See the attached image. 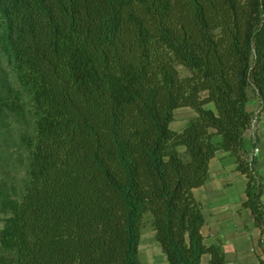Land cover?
<instances>
[{
  "label": "trees",
  "instance_id": "1",
  "mask_svg": "<svg viewBox=\"0 0 264 264\" xmlns=\"http://www.w3.org/2000/svg\"><path fill=\"white\" fill-rule=\"evenodd\" d=\"M254 97L264 0H0V118L33 127L23 188L0 181V264H143L147 214L169 264H224L194 195L220 152L247 177L264 264ZM181 107L195 115L177 131Z\"/></svg>",
  "mask_w": 264,
  "mask_h": 264
},
{
  "label": "crops",
  "instance_id": "2",
  "mask_svg": "<svg viewBox=\"0 0 264 264\" xmlns=\"http://www.w3.org/2000/svg\"><path fill=\"white\" fill-rule=\"evenodd\" d=\"M208 107L214 108V104L209 103ZM257 107L256 98H252L247 104L251 111L256 112ZM186 108L191 109L190 118L193 117L195 112L192 108L181 107ZM252 135L249 129L245 134L244 146L250 154H255L256 147L259 148L261 145L264 147V118L261 119L259 130L263 143L256 146ZM256 154L257 157L259 155L264 158L263 150ZM235 165V157L230 152L218 153L210 162L209 181L194 188L196 199L204 206L205 224L202 227L204 242L207 245L222 244L226 258L224 264H258V254L261 253L258 245L259 229L255 226L252 211L243 206L247 198V177L234 170ZM259 170L263 171L260 168ZM209 261L210 255L204 254L201 264H210Z\"/></svg>",
  "mask_w": 264,
  "mask_h": 264
},
{
  "label": "rangeland",
  "instance_id": "3",
  "mask_svg": "<svg viewBox=\"0 0 264 264\" xmlns=\"http://www.w3.org/2000/svg\"><path fill=\"white\" fill-rule=\"evenodd\" d=\"M183 73L186 70L180 67ZM255 98V97H254ZM258 101L257 117L254 122L252 131V140L254 144L263 143L260 140L259 130L261 119L264 118V106ZM191 109L175 110L174 120L171 124L174 130H180L185 121L191 116ZM32 119L28 113L25 117H17L16 115H8L7 120L0 118V181L6 180L9 183L8 193L16 197L19 191L23 188L27 177V169L29 163V149L24 142V135L32 130ZM261 143V144H262ZM264 144V143H263ZM264 151V147H256L255 152ZM250 154L257 160V168L263 171L260 174L264 177V158ZM261 157V158H260ZM263 173V174H262ZM5 214L0 213V228L4 225ZM140 255L143 264H169L163 250L156 239L155 228L152 224V215L147 214L144 218V226L142 229Z\"/></svg>",
  "mask_w": 264,
  "mask_h": 264
}]
</instances>
